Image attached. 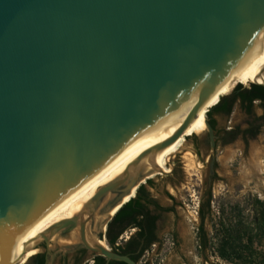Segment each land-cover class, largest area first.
I'll list each match as a JSON object with an SVG mask.
<instances>
[{
	"label": "water",
	"instance_id": "95a60500",
	"mask_svg": "<svg viewBox=\"0 0 264 264\" xmlns=\"http://www.w3.org/2000/svg\"><path fill=\"white\" fill-rule=\"evenodd\" d=\"M263 37L264 0H0V247L49 246L74 231L61 251L138 264L104 241L109 213L152 173L171 171L155 155ZM216 83L173 134L131 161Z\"/></svg>",
	"mask_w": 264,
	"mask_h": 264
},
{
	"label": "rangeland",
	"instance_id": "374dc122",
	"mask_svg": "<svg viewBox=\"0 0 264 264\" xmlns=\"http://www.w3.org/2000/svg\"><path fill=\"white\" fill-rule=\"evenodd\" d=\"M249 83L240 84L247 86ZM260 114L262 109L258 103L254 104L251 114H248L238 101L234 103L229 115L212 113L218 126L242 127L249 119ZM187 135L184 150L170 156L171 159L168 158L167 171L170 170V164L180 166L181 160L186 162L185 155L190 147ZM238 144L237 140L217 150L220 180L214 187L216 197L214 207L205 220L209 239V246L205 250L199 247L197 230L199 218L196 213L201 196L199 179L202 180V168L198 167L193 172L186 171L187 173L181 171L173 176L154 174L151 177L154 186L149 190L161 203L167 202L166 192L175 197L174 228L177 237L174 240L169 232L174 221L172 215L168 214L159 228L161 229L159 242L150 246L142 260H149L155 264H264V235L260 228L264 220V123L257 136L249 141L245 151L242 146V154L237 150ZM169 181L173 184L171 185ZM91 231L92 236L96 238L99 231L97 224L92 225ZM72 232H68L66 238H69ZM223 239L231 243L235 252L227 250L225 256L220 255L219 249ZM56 244L54 241L51 247Z\"/></svg>",
	"mask_w": 264,
	"mask_h": 264
},
{
	"label": "flooded vegetation",
	"instance_id": "af4514ba",
	"mask_svg": "<svg viewBox=\"0 0 264 264\" xmlns=\"http://www.w3.org/2000/svg\"><path fill=\"white\" fill-rule=\"evenodd\" d=\"M251 81H253V79L243 78L242 80H239L237 82H240L242 84H246L250 82L247 86H245V87H249L250 84L253 83ZM255 103H258L259 106L261 107L262 114L249 119L246 122V125L243 127L239 125L218 126L217 120L213 117L212 114L206 115V118L210 123V125L212 120L214 121V125L213 126L211 125L213 142L211 141V137L207 129H205L201 133L190 132L188 133V135L186 134L187 136H190L187 137V139L189 140L190 148H192L193 151H195L194 153L192 152L194 156V161L196 160L195 163L199 164V167L202 168L201 171L203 173L202 180L199 179L201 185L200 186L201 196L197 204L198 211L196 212L199 218V222H200V217H199L200 210L202 209L204 211L208 204L207 207L209 210V214H211L212 208L214 207L215 198H216L214 194L215 191L214 187L216 185V182L220 180L218 174V166H219V155H217L218 148L219 147L225 148L226 146L233 144L235 141L238 140L239 148H237V150H239V153L242 154V146H243V151H245L247 149L249 141L254 139L261 130V126L263 124L261 116L264 113V109L260 104L259 100L253 101V106ZM208 105L209 103L207 104V108ZM256 130L258 131L257 133L254 134ZM185 142L186 139L184 143ZM184 143L180 151L184 148ZM181 164L182 165L180 166L179 165L173 166L169 174H166L165 176H173L174 174H177L178 172L181 171L186 172L185 160H181ZM192 174L196 175L195 173ZM169 183L171 185L173 184V182L171 181H169ZM153 186L154 183L152 185H147V189L149 191L147 199L150 200L147 205V208L149 210V214L155 217L153 226H150L149 216L145 220H143L141 227L139 225H128L117 236L113 246H111L108 243L105 236L106 229L104 230V241L111 247V249L121 254H124L123 251L126 250L127 255H137L140 252L141 248L143 246H146L149 239L153 237L154 238L153 242L149 244L147 247H145V249L141 252L140 256L138 257V260L136 261L138 262V264H145V263L155 264L153 262H150L149 260H142V257L145 256V253L148 252V249L150 248L151 245H155L156 243L159 242V230H161L159 228H161L160 226L162 225V220L168 214L172 215L174 221V223L172 224L173 227L169 229V232L174 240L177 237V231L174 228L175 216H176L175 197L170 192H166L165 196L167 202L161 203L158 200V198L155 195H153L152 192L149 190V188H153ZM239 210L241 211L240 208ZM198 225H197V230H198ZM97 235L102 236V233L98 231ZM66 236H67V232H64L59 235V238H66ZM59 240L60 239H58V237H56V240L52 238L50 240L49 246H47L46 241L44 240L43 242L35 246V249H37V251L33 255L28 256L27 258H24L23 256L22 259L18 260L15 264H119L115 262V260L106 261V258L104 256L89 251L85 247H80L74 250L73 252H63L60 250V247L66 244L60 243ZM54 241H56L57 244L51 247V244H53Z\"/></svg>",
	"mask_w": 264,
	"mask_h": 264
},
{
	"label": "bare ground",
	"instance_id": "6f19581e",
	"mask_svg": "<svg viewBox=\"0 0 264 264\" xmlns=\"http://www.w3.org/2000/svg\"><path fill=\"white\" fill-rule=\"evenodd\" d=\"M264 66V37L251 49V51L248 53V55L244 58V60L241 62V64L238 66V68L235 70L231 78L225 83V85L222 87L220 92L216 95H214L211 99L214 97H219V95L222 93V91L225 90V88L231 84L232 80H241L243 78H251L253 81L260 82L262 78H264V73L262 75H259L260 69ZM217 86V83L206 93L199 96L174 114H172L170 117H168L166 120L162 122V124L150 135L147 137V139L144 141V143L141 145V147L138 149L136 154L131 159L134 160L142 151L149 148L150 146L165 140L168 138L175 130L183 124L185 119L187 118V115L189 114L191 108L195 106L197 102H199L204 96L212 92ZM210 99V100H211ZM209 100V101H210ZM214 100V99H213ZM208 104V102H207ZM203 106L199 112L197 113L195 119L191 122V124L187 127V129L182 133V135L173 143L165 147L163 150H161L159 153L155 155V162L156 164L162 169L166 170L167 161L170 156L180 151V149L183 147V143L186 139V134L190 132H198L201 133L206 129L205 125V117H206V106ZM210 107V104H209ZM201 121L203 122V126H201ZM191 130V131H190ZM183 150V149H182ZM181 150V151H182ZM188 153L185 155L186 159V171L187 172H193L196 168L199 167V164L195 163L194 156L191 154L192 152L187 150ZM171 159V157H170ZM130 161V162H131ZM129 162V163H130ZM201 165V163H200ZM255 167V166H253ZM257 167V166H256ZM196 171V170H195ZM194 171V172H195ZM199 171V170H198ZM166 172H168L166 170ZM154 174H160L158 171L152 173L150 176H153ZM201 175V173H199ZM135 190V189H134ZM134 190H132L131 194L125 196L123 199V202H126L131 196L134 194ZM119 208V206H116L109 214H114L116 210ZM56 240V237L53 238ZM59 242L62 244H71L75 241V235L72 232L69 236V238H59ZM101 244H104V241H100ZM16 248V253L12 257L11 264H15L18 260L24 258H27L28 256L33 255L37 249L34 247H30L29 245L17 240V243H12L9 247L2 249L0 247V264L4 261V258L6 254L10 251Z\"/></svg>",
	"mask_w": 264,
	"mask_h": 264
},
{
	"label": "trees",
	"instance_id": "16d2710c",
	"mask_svg": "<svg viewBox=\"0 0 264 264\" xmlns=\"http://www.w3.org/2000/svg\"><path fill=\"white\" fill-rule=\"evenodd\" d=\"M239 80H235L229 84L227 88L230 87L224 93H221L220 99L212 100L210 106H214L206 113V115L212 113H223L229 115L232 111V107L235 102H239L242 108L245 109L247 113L252 112L253 101L259 100L260 104L264 109V87L262 85L252 83L249 87H245ZM238 84H237V83ZM215 101V102H213ZM260 118V117H258ZM257 119V118H256ZM262 123H264V113L261 116ZM211 125H214V121L212 120ZM258 130L254 132L257 133ZM153 181L151 178L147 179L145 183L141 184L135 193V196L130 198L127 202H125L113 215L111 220L108 221L105 231V236L108 243L113 246L117 236L123 231V229L128 225H139L142 226L143 220H145L148 216L150 219V226H153V222L155 217L149 214V210L147 205L149 203V199L147 196L149 191L147 189V185H152ZM208 206V204H207ZM206 206V209L203 211L202 209L199 212L200 222L198 225V239H199V247L201 250H205L209 246V239L207 237V231L205 229V220L209 216V210ZM262 234L264 235V220L261 224ZM154 238H150L147 245L143 246L140 252L137 255H129L135 261L138 260L141 252L147 247L149 244L153 242ZM230 250L231 252H235V248L231 245V243L227 239L222 240V244L219 249V253L221 256H225V251ZM124 254H127V251H123ZM119 264H126L121 261H115ZM148 264V263H145Z\"/></svg>",
	"mask_w": 264,
	"mask_h": 264
},
{
	"label": "snow or ice",
	"instance_id": "6c2138e0",
	"mask_svg": "<svg viewBox=\"0 0 264 264\" xmlns=\"http://www.w3.org/2000/svg\"><path fill=\"white\" fill-rule=\"evenodd\" d=\"M213 102H215V101H213ZM201 126H203V122L201 121ZM191 131V130H190Z\"/></svg>",
	"mask_w": 264,
	"mask_h": 264
}]
</instances>
